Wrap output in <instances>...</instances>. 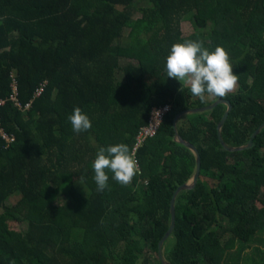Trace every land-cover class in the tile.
Returning a JSON list of instances; mask_svg holds the SVG:
<instances>
[{
	"label": "trees",
	"instance_id": "trees-1",
	"mask_svg": "<svg viewBox=\"0 0 264 264\" xmlns=\"http://www.w3.org/2000/svg\"><path fill=\"white\" fill-rule=\"evenodd\" d=\"M185 18L204 32L185 37ZM189 40L228 52L235 92L201 103L167 77L171 46ZM13 78L23 109L8 100ZM0 99L8 100L2 128L15 136L8 145L0 135V264H162L173 194L197 170L196 154L176 140V117L231 102L230 147L248 145L264 125V0H0ZM165 106L173 111L137 151L131 184L108 172L109 188L98 192V150L123 143L132 154L140 129ZM76 107L92 123L87 132L72 130ZM227 111L179 122L202 173L176 199L164 244L172 264H264V249L255 248V261L246 254L264 233V130L251 148L226 150L219 126Z\"/></svg>",
	"mask_w": 264,
	"mask_h": 264
},
{
	"label": "clouds",
	"instance_id": "clouds-1",
	"mask_svg": "<svg viewBox=\"0 0 264 264\" xmlns=\"http://www.w3.org/2000/svg\"><path fill=\"white\" fill-rule=\"evenodd\" d=\"M168 78L188 86L193 97L201 103L209 98H225L236 91L239 77L234 74L228 52L222 47L209 51L202 41H186L171 46L166 57ZM74 133L87 132L92 128L89 117L76 107L68 117ZM96 190L109 188V175L121 186H128L137 174L138 162L129 146L123 143L101 147L92 163ZM80 177L79 182H82Z\"/></svg>",
	"mask_w": 264,
	"mask_h": 264
},
{
	"label": "water",
	"instance_id": "water-1",
	"mask_svg": "<svg viewBox=\"0 0 264 264\" xmlns=\"http://www.w3.org/2000/svg\"><path fill=\"white\" fill-rule=\"evenodd\" d=\"M221 105H225L228 107V111L225 114L222 122L220 123L219 126V137H220V141L222 142V145L224 146V148L230 152H237V151H243V150H247L249 148H251L254 145V141L255 139L260 135V133H262V131L264 130V125H262L256 133H254L252 139L250 140L249 144L246 146H242V147H230L223 136V128L225 127L226 123L229 120L230 115L233 112V106L231 104V102L229 101H224V100H219L217 101L215 104H213L210 107L207 108H202V109H198V110H188L185 111L181 114H179L175 121H174V127L176 130V140L184 145H186L187 147H189L195 154L197 157V170L195 173V176L192 177L191 180H189L187 183H184L182 185H180L174 192L171 203H170V212H171V223H170V227L167 231V233L164 235V237L161 239V241L158 244V255H159V259L161 261L162 264H172L170 262H168L165 257H164V244L165 242L170 238L171 234L173 233L174 229H175V222H176V213H175V203H176V199L179 196V194L183 191H188V190H192L197 182H199V179L201 177V173H202V157L200 154V151L197 149V147L193 144H191L190 142L186 141L178 132V125L179 122L185 118L186 116L189 115H198V114H205V113H210L212 111H214L217 107L221 106Z\"/></svg>",
	"mask_w": 264,
	"mask_h": 264
},
{
	"label": "built area",
	"instance_id": "built-area-1",
	"mask_svg": "<svg viewBox=\"0 0 264 264\" xmlns=\"http://www.w3.org/2000/svg\"><path fill=\"white\" fill-rule=\"evenodd\" d=\"M42 90L38 91V95H40ZM18 87H17V82L16 79L13 78V83H12V93L9 97V101H11L15 106H18L20 109H23L22 105L19 103L18 99ZM8 100L0 99V108L4 107L6 105V102ZM31 107V104H27L24 109L28 110ZM173 111L171 106H165V107H160L154 109L152 114L150 115L148 125L141 128L139 133L136 136L135 139V144L134 148L132 151V155L134 158H136V153L137 151L144 145V143L150 139L153 138L162 128L166 117L171 114ZM0 135L8 142V145L15 140V136L8 134L5 132V130L2 128L1 125V116H0ZM138 162V160H137ZM138 169H139V163H138Z\"/></svg>",
	"mask_w": 264,
	"mask_h": 264
},
{
	"label": "rangeland",
	"instance_id": "rangeland-1",
	"mask_svg": "<svg viewBox=\"0 0 264 264\" xmlns=\"http://www.w3.org/2000/svg\"><path fill=\"white\" fill-rule=\"evenodd\" d=\"M140 8H143V3L139 5L138 9H140ZM140 16L141 15H138V17H140ZM182 30H183V34L185 37H190V36L194 35L195 33H203L204 32L201 29H197L195 24L192 23L190 18H185V20L183 21ZM129 32L130 31L128 30L125 34L124 45L129 41ZM127 63L128 62L124 61L123 65H126ZM17 200H18L17 196H12L8 200L7 203L10 205L15 204L17 202ZM9 226L11 229L16 230V231L24 230L26 228V226L23 224L11 223V224H9ZM257 240L258 241L252 246V248H250V250L248 252H246V254H249V260L248 261H250L251 259H252V261H255V259L257 257L256 253L254 252L255 248L260 247V248L264 249V233L261 234L260 236H258ZM229 257H232V256L229 255ZM244 257H247V256H244ZM257 259H259V257H257ZM248 264H250V263H248Z\"/></svg>",
	"mask_w": 264,
	"mask_h": 264
}]
</instances>
